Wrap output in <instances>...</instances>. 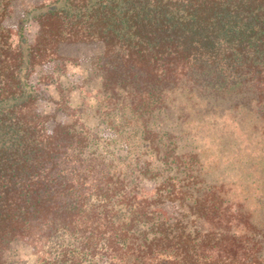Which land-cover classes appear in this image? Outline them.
<instances>
[{
    "label": "trees",
    "instance_id": "trees-1",
    "mask_svg": "<svg viewBox=\"0 0 264 264\" xmlns=\"http://www.w3.org/2000/svg\"><path fill=\"white\" fill-rule=\"evenodd\" d=\"M13 2L0 0V264L16 239L58 231L70 242L41 264H264V0H44L11 26ZM72 43L101 45L121 124L141 132L150 155L128 173L36 111L32 75ZM166 108L231 118L244 139L176 153L147 125ZM225 153L234 170L214 174Z\"/></svg>",
    "mask_w": 264,
    "mask_h": 264
},
{
    "label": "rangeland",
    "instance_id": "rangeland-1",
    "mask_svg": "<svg viewBox=\"0 0 264 264\" xmlns=\"http://www.w3.org/2000/svg\"><path fill=\"white\" fill-rule=\"evenodd\" d=\"M41 1L44 0H14L8 24L14 26L23 11ZM27 31L28 38L33 40L36 25L29 24ZM57 53V57L38 66L32 75V81L42 94L41 100L36 104V111L50 117V127L56 122H61L80 131L85 136L83 150L86 154L98 155L108 163H117V167L128 173L150 154L139 137L141 132L130 134L132 126L121 124L122 109L113 103L114 97L117 96V93H114L116 90L113 91L104 84L97 64L102 55L101 45L64 44L59 47ZM180 102L184 103L185 98L181 97ZM61 105L64 110L60 109ZM177 111L168 108L154 110L147 121L148 128L152 131L166 133L165 137L169 134L172 136L176 153L206 147L210 137L214 138L212 140H221L227 148L226 151H235L244 139L235 129L231 118L215 120L209 117L199 123L197 121L202 118L201 115H195L188 110L179 115V110ZM200 124L203 125L202 128ZM191 128L193 131L189 132ZM202 133L206 138L201 136ZM220 135L224 136L219 138ZM217 150L212 149L211 152L217 154ZM229 156L230 154L226 153L222 156L214 174L235 167L228 163ZM129 163L132 168L126 166ZM153 186L149 179L139 182V187L145 194L150 193ZM163 207L173 216L180 212L174 207ZM61 232L58 231L47 241L27 237L16 239L3 251V264H41L44 258L57 256L70 242L68 234Z\"/></svg>",
    "mask_w": 264,
    "mask_h": 264
}]
</instances>
